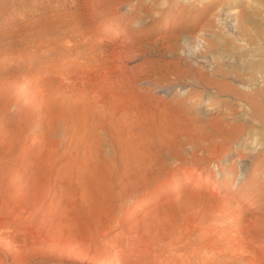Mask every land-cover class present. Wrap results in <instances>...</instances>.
<instances>
[{
	"label": "rangeland",
	"instance_id": "1",
	"mask_svg": "<svg viewBox=\"0 0 264 264\" xmlns=\"http://www.w3.org/2000/svg\"><path fill=\"white\" fill-rule=\"evenodd\" d=\"M135 1L121 4L120 20L102 32L106 49L79 57L75 67L85 75L71 79V64L62 62L59 71L42 72V84L21 76L0 81L2 134L21 137L40 124L45 151L58 146L63 164V186L49 209L43 174L29 179L0 167V223L9 226L0 264H71L65 260L97 236L111 196L82 193L70 178L125 168L121 132L129 129L149 147L152 177L132 213L146 216L133 229L137 244L164 236L182 244L185 235L189 250H215L223 264H264V161L244 147L264 132V0ZM127 58L131 71L122 68ZM24 63L17 55L2 68ZM169 83L196 86L166 95ZM204 89L216 98L212 113L204 110ZM227 93L233 99L218 102ZM42 102L47 112L39 119ZM84 129L91 151L100 146L104 157L87 159ZM39 156L45 165L53 161ZM242 157L252 160L245 173Z\"/></svg>",
	"mask_w": 264,
	"mask_h": 264
},
{
	"label": "bare ground",
	"instance_id": "2",
	"mask_svg": "<svg viewBox=\"0 0 264 264\" xmlns=\"http://www.w3.org/2000/svg\"><path fill=\"white\" fill-rule=\"evenodd\" d=\"M126 1L0 0V54H6L0 57L2 73L0 81H4L2 78L21 76L23 80H36L41 83L39 78L42 72L59 71L62 62L71 64V70L66 73L71 79H74V76L85 75L86 68L79 70V67H75L79 57H89V54L95 50L106 49L108 35L106 32H109L117 23L123 13L119 10V6ZM103 31L106 32L102 33ZM38 51H41V57L36 55ZM17 55L25 63L15 69L7 67L3 70L2 67L7 64V61L17 58ZM43 56H47L48 59L44 60ZM106 57L103 60L107 59ZM230 57V54L224 55L226 59ZM27 59L31 61L26 62ZM129 61L128 58L124 59L122 68L131 71L132 66H129ZM86 64H91V61L87 60ZM46 83L55 82L49 80ZM55 84L52 87H61L60 84ZM195 86L196 83L188 85L169 83L162 92L170 95L186 88L182 92L186 94ZM205 91L208 97L205 100L204 110L212 113L216 98L212 91ZM232 97V94L227 93L224 98L220 100L218 98V102L229 101ZM43 106V109L39 111V119H42L47 112V106L44 103ZM244 109L242 106L241 115L244 114ZM223 112L220 110L218 114ZM32 124L33 127L28 132L17 138L6 137L2 134L3 127H0V167L5 170L14 169L29 179L43 174L49 196L45 208L49 209L51 201L58 197L63 186L62 152L58 146L52 147L51 151H45L47 145L43 140V132L37 130L41 125H35V122ZM79 136L85 141L84 144H87V147H84L89 151L87 159L91 161L97 156H105L100 146L91 151L86 129L80 132ZM121 137L126 159L125 168L115 172L89 168L85 172L74 173L70 178L76 188L82 187V193L108 191L111 204L105 213L97 236L79 248L72 255V259L65 261L71 264H223L222 257L215 250H189L185 235L180 237L182 244H178L176 238L171 236H164L161 240L154 239L148 246L137 244L133 229L146 216L136 220L132 219V213L136 207L140 206L144 199L142 195L148 189L147 183L152 179L146 172L147 165L150 164L149 147L130 129L121 132ZM244 147L250 151L252 158L258 159L262 156L261 159L264 161V132L255 131L246 139ZM48 154L53 156V161L45 165L42 161L44 159L39 155L47 156ZM251 162L250 158H241L239 163L242 173L250 167ZM196 172L195 167L189 169L190 175L195 176ZM198 176L201 177L200 172ZM85 177L89 184H85L83 188L80 185ZM238 179L242 181L244 176ZM6 229H9L8 224L0 223V235L5 234L0 236V243L9 238L8 232H3ZM2 250L4 247L0 244V251Z\"/></svg>",
	"mask_w": 264,
	"mask_h": 264
}]
</instances>
